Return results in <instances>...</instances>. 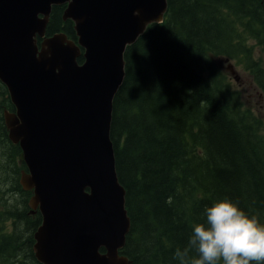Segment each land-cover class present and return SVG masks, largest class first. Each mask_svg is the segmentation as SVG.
I'll use <instances>...</instances> for the list:
<instances>
[{
    "label": "trees",
    "instance_id": "16d2710c",
    "mask_svg": "<svg viewBox=\"0 0 264 264\" xmlns=\"http://www.w3.org/2000/svg\"><path fill=\"white\" fill-rule=\"evenodd\" d=\"M65 7L52 6L45 34L76 41ZM251 38L264 48V0H167L163 20L126 47L110 139L130 264H264V119L214 60L250 67ZM5 110L14 105L0 81V264H41L40 214L20 185Z\"/></svg>",
    "mask_w": 264,
    "mask_h": 264
},
{
    "label": "water",
    "instance_id": "95a60500",
    "mask_svg": "<svg viewBox=\"0 0 264 264\" xmlns=\"http://www.w3.org/2000/svg\"><path fill=\"white\" fill-rule=\"evenodd\" d=\"M61 4L76 41L45 34ZM166 10L167 0H0V81L14 105L4 123L27 168L19 182L32 190L28 206L40 212L33 251L41 264H130L120 254L130 219L110 139L112 101L126 47Z\"/></svg>",
    "mask_w": 264,
    "mask_h": 264
},
{
    "label": "rangeland",
    "instance_id": "374dc122",
    "mask_svg": "<svg viewBox=\"0 0 264 264\" xmlns=\"http://www.w3.org/2000/svg\"><path fill=\"white\" fill-rule=\"evenodd\" d=\"M255 42L257 43V41L253 38L246 40V43H248L247 45L251 46L252 48V52L248 54L247 63H253L255 59L259 58L260 62L259 64H256V66L254 67V70H257V69L260 70L262 63H264V48L262 46H259ZM214 60L217 66L220 68V70L228 73V77H229L231 84L237 90L240 91L243 105L246 108H248V106L250 105L256 112L260 113L261 115H264V93H263V96H258L257 94L255 95L254 84L251 85L250 84L251 82L249 80L250 75L248 73L250 71L248 72L246 70L247 68L243 67L240 64H237L236 61L233 59H228L224 57H216ZM228 66L232 67L235 70V73L239 77V81H235L234 76L230 73L232 68L229 69ZM257 91H260V90H257ZM1 163L3 162L1 161ZM0 188L1 189L6 188V184L2 183V185H0Z\"/></svg>",
    "mask_w": 264,
    "mask_h": 264
},
{
    "label": "flooded vegetation",
    "instance_id": "af4514ba",
    "mask_svg": "<svg viewBox=\"0 0 264 264\" xmlns=\"http://www.w3.org/2000/svg\"><path fill=\"white\" fill-rule=\"evenodd\" d=\"M256 43V42H255ZM258 44V43H256ZM259 46H262L260 44H258ZM248 47H251L248 45ZM250 52H252V48L249 50V54ZM260 62V59L257 58L255 59V61L253 63H251L250 67H248L246 70L249 72L248 74L250 75L249 77V80H250V84H254V87H255V95L257 94L258 96H263V93H264V89L263 87L261 86L258 78L261 80V82L264 84V63H262L261 67H260V71H261V77H258L259 74H256L255 71H254V67L256 66V64H259ZM229 68H232L230 66H228ZM247 67V66H246ZM230 73L234 76L235 78V81H239V77L238 75L235 73V70L232 68V70L230 71ZM235 73V74H234ZM258 75V76H257ZM253 87V88H254ZM257 88V89H256ZM257 90H260V91H257ZM249 109L252 110V112H254L255 114H260L258 112H256L250 105L248 106ZM262 118L264 119V115H262ZM7 129V128H6ZM7 134H8V131H7ZM28 205V204H27ZM32 213V212H31ZM34 214V213H32Z\"/></svg>",
    "mask_w": 264,
    "mask_h": 264
}]
</instances>
